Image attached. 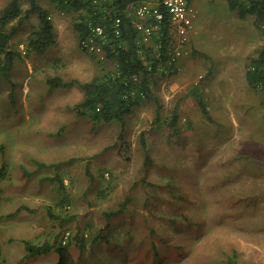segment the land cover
<instances>
[{"label":"rangeland","instance_id":"374dc122","mask_svg":"<svg viewBox=\"0 0 264 264\" xmlns=\"http://www.w3.org/2000/svg\"><path fill=\"white\" fill-rule=\"evenodd\" d=\"M6 2L0 0V10ZM40 4L52 11L46 0ZM193 6L194 29L179 71L151 77L158 104L147 101L130 115L123 135L117 122L76 116L81 90H51L46 83L50 77L87 82L114 71L113 63L98 65L79 48L76 14L51 12L56 44L43 56L26 55L37 16L18 28L9 47L20 57L10 82L0 79L7 162L0 180V264L54 263V252L24 260L21 241L60 238L74 264H264L263 97L244 78L264 39L252 17L240 20L224 0ZM210 67L200 93L214 122L188 97L170 129L176 102ZM37 162L63 164L56 170ZM125 200L123 214L106 221L104 214Z\"/></svg>","mask_w":264,"mask_h":264},{"label":"trees","instance_id":"16d2710c","mask_svg":"<svg viewBox=\"0 0 264 264\" xmlns=\"http://www.w3.org/2000/svg\"><path fill=\"white\" fill-rule=\"evenodd\" d=\"M41 0H7L4 7L0 10V79L10 82L11 72L14 62L20 57L18 52L10 49V41L17 34V30L23 25L31 14H35L38 25L30 33L27 41L26 52L28 55L43 56L56 44V33L50 19L51 12L76 14L77 21L73 23V30L77 35L79 48L98 65L107 61L114 64V71L100 76H96L90 81L81 82L76 79L63 80L59 77H50L46 83L51 90H70L78 88L83 92V98L74 107L76 116L89 119L98 124L101 122H117L121 126V134L125 129L126 119L137 111L145 102L153 101L158 104V99L153 95L150 88L151 77L156 72L159 59L157 52L152 47L145 50V58L138 54V33L132 22L125 15L128 3L136 0H46L51 9L44 8L40 4ZM44 1V0H43ZM228 10L235 13L237 18L245 20L248 17L254 19L258 31L264 39V0H224ZM26 3L28 8L24 10L22 4ZM120 17L122 20V33L116 37L111 26L112 20ZM16 21V25H11ZM89 23L101 24L105 27L106 42L102 46L104 56L100 59L97 55L83 49L82 42L88 36ZM161 39L155 41L161 44L159 48L160 58L165 59L167 48V37L165 27ZM145 61L147 64H145ZM244 78L247 85L262 94V105L264 107V45L258 51L257 56L251 58L244 68ZM211 67L207 70L205 78L192 86L187 94L183 95L175 104L171 118L168 122L170 129L175 130L177 126L178 110L184 98L191 97L195 100L201 116L208 122L213 123L200 87L202 82L208 80L211 75ZM159 107V106H158ZM158 114L155 122L158 120ZM143 144V134L140 135ZM0 180L6 177L7 162L4 156V146L0 145ZM74 159L69 160L73 162ZM150 158L146 154L144 165L150 163ZM63 162L45 165L37 162L38 168L58 169ZM58 183L59 189H64V183L59 176L51 178ZM64 199V198H63ZM63 199L61 201H63ZM128 200L120 204L117 210L106 212L105 219L109 221L113 217L123 214ZM13 215V214H9ZM8 215V216H9ZM100 235L94 237L93 242L100 239ZM77 245L80 254L85 250L81 238L77 235L71 238ZM69 242V241H68ZM25 254L24 260H32L35 257L47 255L54 252L57 259L51 264H74V259L70 252L68 243L63 244L56 239L52 243L33 244L27 240L21 241ZM1 255V251H0ZM235 254H233L231 261Z\"/></svg>","mask_w":264,"mask_h":264},{"label":"built area","instance_id":"2783aa9c","mask_svg":"<svg viewBox=\"0 0 264 264\" xmlns=\"http://www.w3.org/2000/svg\"><path fill=\"white\" fill-rule=\"evenodd\" d=\"M193 3L194 0H136L127 4L125 15L138 33V54L145 58V50L151 47L157 52L159 62L155 73L161 72L169 76L179 71L178 62L185 54L188 35L194 29L193 19L196 11ZM121 25L120 17L113 18L111 26L116 37L122 33ZM164 27L168 43L163 61L159 53L161 44L155 41L159 42L161 39ZM106 37L103 25L89 23L88 36L82 42L83 49L102 59V46Z\"/></svg>","mask_w":264,"mask_h":264},{"label":"crops","instance_id":"0c3cea01","mask_svg":"<svg viewBox=\"0 0 264 264\" xmlns=\"http://www.w3.org/2000/svg\"><path fill=\"white\" fill-rule=\"evenodd\" d=\"M197 1V0H194V2ZM200 1V0H199ZM227 4V3H226Z\"/></svg>","mask_w":264,"mask_h":264}]
</instances>
